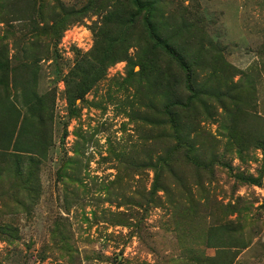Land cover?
<instances>
[{
    "label": "rangeland",
    "instance_id": "1",
    "mask_svg": "<svg viewBox=\"0 0 264 264\" xmlns=\"http://www.w3.org/2000/svg\"><path fill=\"white\" fill-rule=\"evenodd\" d=\"M59 1L78 13L57 9L55 36L49 6L0 0L11 66L41 46L47 143L0 153V264H197L224 223L247 245L234 264H264V0Z\"/></svg>",
    "mask_w": 264,
    "mask_h": 264
},
{
    "label": "trees",
    "instance_id": "2",
    "mask_svg": "<svg viewBox=\"0 0 264 264\" xmlns=\"http://www.w3.org/2000/svg\"><path fill=\"white\" fill-rule=\"evenodd\" d=\"M32 1L33 5L38 9H44V7L48 6L51 8L52 14L50 20L52 27L50 29L51 33L55 36L58 35L56 29L60 23L58 21L60 17L57 9L63 12V16L78 13L73 8H65L59 0H51L53 2L52 5L46 3L44 0ZM132 3L138 12H142L144 9L152 12L154 9L151 6V1L132 0ZM135 14H131L130 16L132 17ZM146 22L152 35L153 24L150 20ZM50 29L43 27L45 32H48ZM156 38L175 57L178 67L182 69L180 75V73H173L166 65V72L161 71L164 73L161 75L162 79L165 78L166 83L173 86L185 83L188 90L193 92L189 96L191 100L198 94V91L195 89L197 86L196 77L192 74L188 62L175 48L169 46L159 36ZM31 46L35 47L37 51L28 53L25 49L24 55L27 57L26 60L16 66H11L10 57L7 53H0V153L6 157H15L18 163H20L21 155L23 154L32 157L30 160L34 162V155L43 152L47 146V143L40 134L41 124L44 126L45 118L42 110L43 98L37 90L39 66H35L39 65V62L44 58H41L38 52L41 46L30 43ZM213 59L220 63L222 57H213ZM230 87L231 84L225 85V88L228 90H231ZM216 92V88L205 87L203 93L212 95ZM177 94L179 95L178 92ZM178 101V103L182 104L181 99H178ZM252 181L256 180L252 178ZM246 246L245 242L237 236V229L233 224L224 223L216 225L208 230L206 243L207 249H214L215 253L213 255L203 253L196 261L197 264H234V251Z\"/></svg>",
    "mask_w": 264,
    "mask_h": 264
}]
</instances>
